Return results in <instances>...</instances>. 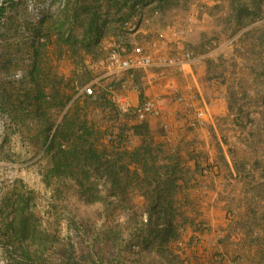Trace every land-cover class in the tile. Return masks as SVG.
Wrapping results in <instances>:
<instances>
[{"label": "rangeland", "instance_id": "374dc122", "mask_svg": "<svg viewBox=\"0 0 264 264\" xmlns=\"http://www.w3.org/2000/svg\"><path fill=\"white\" fill-rule=\"evenodd\" d=\"M134 1L0 0V264H264V0ZM132 18L196 61L107 76Z\"/></svg>", "mask_w": 264, "mask_h": 264}, {"label": "built area", "instance_id": "2783aa9c", "mask_svg": "<svg viewBox=\"0 0 264 264\" xmlns=\"http://www.w3.org/2000/svg\"><path fill=\"white\" fill-rule=\"evenodd\" d=\"M125 29H133L132 22H124ZM135 28V27H134ZM159 40L165 39L163 34H159ZM154 47H157L155 44ZM196 58L190 51H184L179 55L166 56L161 54H153L147 52L140 45H123L113 44L109 47L107 56L103 61V68L107 76H133L136 72L149 73L157 69L178 68L182 69L184 66L194 63ZM84 94L87 96L93 95L91 87L84 89ZM176 103L179 106L185 104L183 98H178ZM134 112L140 121H147L151 118H161L163 108L161 106L160 98L144 99L138 106L134 108ZM205 117L203 111H195L196 120H202ZM165 125V124H164ZM165 128L167 126L165 125Z\"/></svg>", "mask_w": 264, "mask_h": 264}, {"label": "trees", "instance_id": "16d2710c", "mask_svg": "<svg viewBox=\"0 0 264 264\" xmlns=\"http://www.w3.org/2000/svg\"><path fill=\"white\" fill-rule=\"evenodd\" d=\"M143 0H135L133 2L134 5H137L139 2H142ZM159 3L162 2V0H157ZM131 19V17H129ZM129 18H127L126 20H124V22H128L129 21ZM123 22V23H124ZM137 23V22H136ZM87 96V95H86ZM92 96V95H91ZM130 114H132L139 122L141 123H146V121H140L134 110H130L129 112ZM67 141H69V138H66ZM88 142L84 139L83 136H80L78 139H77V142L74 143L72 146H67V148L65 150L62 149V146L60 143H58L57 145V151H56V159H58L59 161V165L57 166L56 169H59L60 167H65V168H68V166L71 165V162L69 160L72 159V162L74 163L73 160H75V162L78 164V169L80 171L81 174L85 175L86 173L90 172V168H88V165H91V164H95L96 166L99 165V161H100V158L101 156H99L97 153L94 152V150H92L91 146L89 147H86V144ZM51 146H55L56 144V141L54 139V141H51ZM140 149H138L139 151ZM144 150V149H142ZM127 156H129V154H126ZM122 156L118 155V158H121ZM64 159L65 162H62L61 160ZM98 163V164H97ZM104 167V170H105V174L109 173L110 172V169H111V166H109L108 163L105 164V166H102ZM96 171L100 172V170L98 169V167L95 169ZM63 173L65 174L66 172L63 171ZM86 178V177H85ZM108 182H104V185H106ZM160 198V197H158ZM150 200H152V206H153V202L155 200V204L156 203V199H154L153 197L150 198ZM24 226H21V230L23 229ZM10 230V229H9ZM20 231V230H18ZM12 236L11 238H13L14 236H18V232L16 233L15 230L13 233H11ZM10 238V239H11Z\"/></svg>", "mask_w": 264, "mask_h": 264}, {"label": "crops", "instance_id": "0c3cea01", "mask_svg": "<svg viewBox=\"0 0 264 264\" xmlns=\"http://www.w3.org/2000/svg\"><path fill=\"white\" fill-rule=\"evenodd\" d=\"M152 19H150V21H148V20L147 21H143L142 18H132V20L135 21V22H141V23L137 24V26L139 25L138 26L139 29L136 30L135 33L131 36L133 38L137 37V40L139 42L138 41L137 42L134 41L132 43L131 41L127 40L128 42L126 41V43L129 44V45H134V44L135 45H140L143 48H146V49H149V50L151 49L150 45L154 46L156 44L157 46H160V43H159L160 40L156 36V33L159 32V31H155V26L153 25ZM158 19L160 20L161 18H158ZM158 19L155 18V19H153V21L154 22L158 21ZM160 21H162V20H160ZM147 24H149V25H147ZM164 24H165V22L163 21V25ZM135 29H136V27H135ZM161 33H163V32H159L158 36ZM165 37H166V35H165ZM141 43H142V45H141ZM162 44H163L162 47H164V46H166L167 43H166V41H162ZM184 67H186V66H184ZM156 121L157 120H155V119H149L147 122L151 125V127H155V125L157 123Z\"/></svg>", "mask_w": 264, "mask_h": 264}]
</instances>
